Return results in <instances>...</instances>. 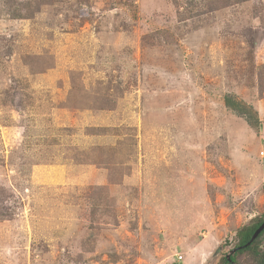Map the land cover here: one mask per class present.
<instances>
[{
  "label": "rangeland",
  "instance_id": "obj_1",
  "mask_svg": "<svg viewBox=\"0 0 264 264\" xmlns=\"http://www.w3.org/2000/svg\"><path fill=\"white\" fill-rule=\"evenodd\" d=\"M259 218L264 0H0V264H225Z\"/></svg>",
  "mask_w": 264,
  "mask_h": 264
},
{
  "label": "trees",
  "instance_id": "obj_2",
  "mask_svg": "<svg viewBox=\"0 0 264 264\" xmlns=\"http://www.w3.org/2000/svg\"><path fill=\"white\" fill-rule=\"evenodd\" d=\"M225 1H228V0H225ZM234 1H239V2H245L247 0H234ZM226 105L227 106H233L232 103L228 102V100L226 101ZM240 106L241 105H237V107H234L232 108L233 111L235 110L237 112V114L239 116H243L244 113L243 111L240 109ZM238 110H239V113H238ZM241 112V113H240ZM247 123H250L247 121ZM264 222V219H257L256 222L249 226V227H243L238 235H239V242H238V246L236 247L235 249V253H243V252H246L248 251L249 249H251L256 243L257 241L264 235V229L260 232V234L256 237V239H254L249 245L245 246V244L250 240L253 232ZM234 256H231L230 259H231V262L234 263V264H237L233 258ZM264 262V256L261 258L259 264L263 263ZM224 263L225 264H229V262H227V260L224 258Z\"/></svg>",
  "mask_w": 264,
  "mask_h": 264
},
{
  "label": "water",
  "instance_id": "obj_3",
  "mask_svg": "<svg viewBox=\"0 0 264 264\" xmlns=\"http://www.w3.org/2000/svg\"><path fill=\"white\" fill-rule=\"evenodd\" d=\"M264 229V222L253 232L250 240L245 244V246L249 245L256 237L260 234V232ZM235 252V249L231 250L225 257V259L229 262L230 256ZM264 264V262L262 263Z\"/></svg>",
  "mask_w": 264,
  "mask_h": 264
},
{
  "label": "flooded vegetation",
  "instance_id": "obj_4",
  "mask_svg": "<svg viewBox=\"0 0 264 264\" xmlns=\"http://www.w3.org/2000/svg\"><path fill=\"white\" fill-rule=\"evenodd\" d=\"M235 249H236V248H235ZM230 257H231V256H230ZM227 262H228V261H227ZM229 263H230V264H234V263L231 262V259H230Z\"/></svg>",
  "mask_w": 264,
  "mask_h": 264
},
{
  "label": "built area",
  "instance_id": "obj_5",
  "mask_svg": "<svg viewBox=\"0 0 264 264\" xmlns=\"http://www.w3.org/2000/svg\"><path fill=\"white\" fill-rule=\"evenodd\" d=\"M181 257L179 256L178 259H180Z\"/></svg>",
  "mask_w": 264,
  "mask_h": 264
}]
</instances>
